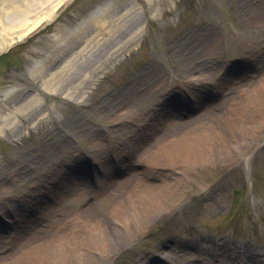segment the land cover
<instances>
[{"label": "rangeland", "instance_id": "obj_1", "mask_svg": "<svg viewBox=\"0 0 264 264\" xmlns=\"http://www.w3.org/2000/svg\"><path fill=\"white\" fill-rule=\"evenodd\" d=\"M27 8L28 18L51 13L8 43ZM57 31L56 41L84 48L82 75L98 69L86 78L84 102L48 97L55 114L18 138L0 137V213L12 222L7 235L0 223V264H260L211 240L264 247V0H0V53L45 33L36 48L51 56ZM6 66L0 92L30 88ZM171 95L185 100L167 105ZM170 107L177 112L168 117ZM193 109L201 112L192 117ZM210 129L220 140H209ZM195 142L193 165L177 159ZM85 159L100 168L97 189L79 170ZM111 166L120 178L105 177ZM144 184L174 195L152 210L135 201L118 216Z\"/></svg>", "mask_w": 264, "mask_h": 264}, {"label": "bare ground", "instance_id": "obj_2", "mask_svg": "<svg viewBox=\"0 0 264 264\" xmlns=\"http://www.w3.org/2000/svg\"><path fill=\"white\" fill-rule=\"evenodd\" d=\"M32 12H34V10H32L31 8H27L24 9L22 13H20V15L18 16L19 20L17 22V26H15L17 29V33L14 36L10 37L8 43L13 42L14 40H20L30 31L37 28L44 20H46L50 16L51 13V11L49 10L47 13H37V15L28 18V15ZM138 25H140V22L136 23V26ZM111 26H114V24ZM115 27L116 26H114L113 29ZM82 31L83 28L81 26L77 27V35H80ZM137 32L139 33L138 27L136 29H133V31L129 35V38L125 39L123 44H132L135 41L136 36L138 35ZM60 35L61 34H58L57 37L59 36L60 38ZM107 39H109V37H107ZM83 50L84 48L82 50L79 48V50L75 51L72 56L67 58L59 68H57L55 71L50 72L44 79L40 80L38 84L39 87L46 93L61 95L66 99L82 103L87 94V92L83 91L84 86L87 84L86 78L89 77L91 70L92 75L98 69L97 66L93 65L88 72L84 73L83 75L80 73V64L82 58H85ZM119 52L120 49L118 48H115V50L108 49L106 51L105 60H112V58L119 54ZM42 72V68H39L37 72H32V76H42ZM5 94L6 95H3L4 98L0 100V137L7 136L6 133L9 132L13 137L18 138L25 134L27 130L22 124L23 120L25 121V123H27V126L34 127V125L46 119L47 116L44 114V110L41 105L42 100L38 93L23 94L21 97L19 93V95H17V97L15 98L9 97V91H7ZM53 106V104H50V108H52ZM209 131L216 135L214 137L211 136V134H208V136H210V141L218 138L217 134L213 130L210 129ZM203 136H205V134ZM218 140H220V138H218ZM195 143V145L193 144L192 147H189V149L186 150V155H182L184 154V152L180 151L181 154L179 156H186V158L177 157V159H182L185 163H187V165H190L194 160L193 158H195L193 156H196V153L194 152L196 151L195 148L197 145H199L197 142ZM221 146L230 147L228 144L225 145L224 143L221 144ZM166 149V151H170L169 147ZM174 149L175 148H173V150ZM225 151H227L228 153L231 152L232 147L226 149ZM144 186L145 187H143V192L141 193H133L132 191L130 192V194L127 196V201L130 203H127L128 206L125 207L122 206V204L118 205V208L115 211L117 212L116 214L118 216L123 212H129L130 210L132 211V209L134 210L135 201L136 203L139 201H143V205L147 206L146 209L152 210V208L156 207L157 203H160L163 200H168V198L172 196V192L169 190L168 195H163L162 191L157 188L158 185L144 184ZM134 194H136V196ZM107 230L110 232V234L112 233L111 228L107 227ZM75 237L77 243L76 245L81 247L80 239L77 237V235H75ZM111 238L116 241L120 237L117 235H111ZM39 249L40 248L38 247L37 252L39 251ZM80 259L82 261H79L73 257L72 261L76 262L77 264H87L83 258L80 257ZM69 260L66 259V261H64V264H70Z\"/></svg>", "mask_w": 264, "mask_h": 264}]
</instances>
